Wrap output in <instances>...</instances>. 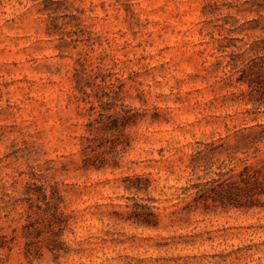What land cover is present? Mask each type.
<instances>
[{
    "label": "rangeland",
    "instance_id": "rangeland-1",
    "mask_svg": "<svg viewBox=\"0 0 264 264\" xmlns=\"http://www.w3.org/2000/svg\"><path fill=\"white\" fill-rule=\"evenodd\" d=\"M263 27L264 0H0V264H264V197L188 190L214 176L189 165L200 143L214 171L264 165V104L238 81ZM102 108L135 118L84 152Z\"/></svg>",
    "mask_w": 264,
    "mask_h": 264
},
{
    "label": "trees",
    "instance_id": "trees-1",
    "mask_svg": "<svg viewBox=\"0 0 264 264\" xmlns=\"http://www.w3.org/2000/svg\"><path fill=\"white\" fill-rule=\"evenodd\" d=\"M257 1L258 0H255V2ZM255 48L257 50V47ZM262 49L264 51V46ZM245 62L238 81L246 83L250 88L251 94H254V92L256 93V96H252L250 100L261 106L264 104V56L250 58V60H246ZM80 91L83 95L90 96V93L82 87H80ZM106 95L108 96V94ZM97 97L100 98L101 96ZM133 118H135V116L132 112L130 113V110H125L120 115H114L104 109L98 112V118L91 120L87 124L88 131L91 132L92 137H85L86 140L83 151L86 152L90 149V151L94 152V148L97 145L94 144L95 133L101 132L105 135H115L114 132L116 130L119 128L123 130L124 127L130 125ZM244 139H248V137H244ZM262 140L263 138L256 137L248 141L252 145L251 148H254V153H256V155L260 152V143ZM218 147L219 146L214 145V142L200 143L198 149L192 154L189 163L192 171L195 173L202 171L205 175L214 173V176L206 178L199 175L197 177V181L188 189L195 190L189 207H195L198 206V204H202L206 208L211 204L213 206L234 208H253L262 206V198L264 197V165L259 167L257 163H245L241 170L237 171L234 166L224 171V169L228 167L225 166L226 162L224 160L222 161L223 166H218V170L214 171L212 167L215 165L214 157L218 153ZM235 153L236 152L233 151L228 153L229 162L236 159ZM94 156L95 155H86L84 159V166L86 168H101L106 165L105 161H101V164H97ZM262 162H264V160H262ZM134 179L137 182L143 180V178L139 176ZM137 182L132 186L136 188L137 191L147 190L149 187V184H145V186L142 187ZM54 193L55 192L52 193V196H54ZM44 197H47L46 193H44ZM137 221L145 225H156L157 223L155 222V216L151 213L138 218ZM6 245L5 242H0V249Z\"/></svg>",
    "mask_w": 264,
    "mask_h": 264
}]
</instances>
